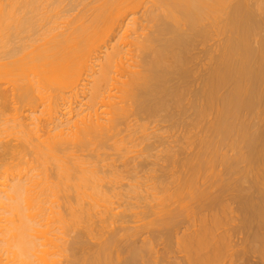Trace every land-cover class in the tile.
<instances>
[{
  "label": "bare ground",
  "instance_id": "1",
  "mask_svg": "<svg viewBox=\"0 0 264 264\" xmlns=\"http://www.w3.org/2000/svg\"><path fill=\"white\" fill-rule=\"evenodd\" d=\"M144 3L0 0V179L40 171L60 264H158L127 224L168 250L185 215L188 264H264V0ZM159 121L198 151L158 161Z\"/></svg>",
  "mask_w": 264,
  "mask_h": 264
},
{
  "label": "clouds",
  "instance_id": "2",
  "mask_svg": "<svg viewBox=\"0 0 264 264\" xmlns=\"http://www.w3.org/2000/svg\"><path fill=\"white\" fill-rule=\"evenodd\" d=\"M38 169L0 179V264H60L62 234L38 195Z\"/></svg>",
  "mask_w": 264,
  "mask_h": 264
},
{
  "label": "rangeland",
  "instance_id": "3",
  "mask_svg": "<svg viewBox=\"0 0 264 264\" xmlns=\"http://www.w3.org/2000/svg\"><path fill=\"white\" fill-rule=\"evenodd\" d=\"M146 1H147L148 3L150 2V0H145V3H146ZM145 3H144V4H145ZM139 9H140V10L137 9L138 12L136 11V16L141 20V19L144 18L145 7H144V6H141V8H139ZM212 40H213V41H212ZM217 40H218V39L214 37V38L210 39V41H208V43L205 42V44H202V45L198 48L197 52H198V56H199V58H200V59H199V60H200V64L202 63V65H203V64H205V63L207 62L205 52H206V50H207L208 48H210V47H212V46L214 47V45H215V43H216ZM209 42H211L212 44L209 43ZM206 43H207V44H206ZM205 45H206V46H205ZM202 47H203V49H202ZM207 47H208V48H207ZM204 48H205L206 50H205ZM200 49H201V50H200ZM207 51H208V50H207ZM202 58H203V59H202ZM205 60H206V62H203V61H205ZM149 121H150V123L152 122L151 120H149ZM155 121H156V120H155ZM157 121H158V120H157ZM159 122H160V121H159ZM159 122H154L155 124L153 123L152 128L155 127L157 124H158L159 126L157 125V126L155 127V129H157V128L159 129V127L161 128V130L159 129V130H160V132H159L160 140L157 139V138H159V137H156V139L158 140V141H157L158 143H159V141H161L159 144L161 145L160 147H162V148H160V147L158 146V143H156V145H157L158 147L156 146L157 148H155L154 151L156 152V157H158L157 159H159L158 161H160L161 163L165 164V166H166V164H167L168 161L166 160V155H165V153L161 155V153H163L162 151H167L169 147H170V148L173 147V146H174V147H176V146L178 147V146H179L178 143L180 142V140L178 141V139H182L181 137H182L183 135H181V134L185 133L184 131L186 130V128H185L184 126H182V127H184V128L181 129V125H180V126H179L180 128L177 126L178 131H177V130H171L169 126H168L169 129H168V127L165 128L169 122H168V123L165 122V125H166V126H160V125H162L161 122H163V121L160 122L161 124H160ZM169 124H170V123H169ZM151 125H152V124H151ZM151 125H150V126H151ZM163 125H164V124H163ZM170 125H171V124H170ZM171 126H172V125H171ZM175 126H176V125H175ZM162 127H163V128H162ZM172 128L174 129V126H173ZM166 129H168V131H165ZM175 129H176V128H175ZM180 129H181L182 131H183L184 129H185V130L182 132ZM159 130H158V131H159ZM169 131H170V132H169ZM173 131H174V132H173ZM179 131H180V133H179ZM198 131H199V130L197 129L196 132H195V129H194V132H195V133H197ZM162 132H165V133L169 132V133H167V134L163 133L162 135H160V133H162ZM177 132H178V133H177ZM194 132H193V133H194ZM199 133H200V132H198V134H197L198 136H199ZM185 134H186V133H185ZM185 134H184V136H183V139H187V138H184V137H185ZM200 134H202V133H200ZM163 135H164V136H163ZM167 135H170L171 137H170V136L167 137ZM175 135H176V136H175ZM193 135H194V134H192V137H191L190 135H187V136L193 138V137H194ZM161 136H163V139H164L163 141H162V137H161ZM172 136H173V137H172ZM177 136H178V137L181 136V137L178 138ZM187 136H186V137H187ZM198 136H196V137H198ZM165 137H166V140H165ZM189 137H188V138H189ZM196 137H194V138H196ZM168 138H169V139H168ZM171 138H172V139H171ZM183 139H182V140H183ZM150 140H151V139H150ZM167 140H168V141L171 140L173 143H172L171 141H169V143H171V145H168V144H167V143H168ZM174 140H176L178 143H177L176 141L174 142ZM189 140H190V139H189ZM189 140L187 139L186 142H185V141H182V142H183V143L185 142V144L187 143V145H188ZM152 141H154V142H152ZM152 141H151V142L154 143V145H155V138H154V137L152 138ZM165 141H167V143H166ZM151 142H150V143H151ZM147 143H149V141H148ZM162 143H163V144H162ZM164 143H165V144H164ZM176 143H177V144H176ZM180 144H181V143H180ZM154 145H153V146H154ZM181 145H182V144H181ZM145 146H146V144H145ZM182 146H183V145H182ZM143 147H144V146H143ZM163 147H164V148H163ZM177 147H176V148H177ZM158 148H159V149H158ZM187 148H188V149H186L183 153L188 152V154H189V153H190V154H191V153H192V154H193V153L195 154V153L198 151L196 148H194V146L189 147V145H188ZM163 149H164V150H163ZM171 149H172V148H171ZM173 149H174V148H173ZM228 149H229V148H228ZM228 149H227V150L224 149V150H225L224 152H226V154H227L229 151H230V152H229V155H230L231 153H234V152H233L234 150L232 151V149H229V150H228ZM178 150H179V149H178ZM195 150H197V151L195 152ZM154 151H153L152 154H155ZM175 151H177V150H175ZM231 151H232V152H231ZM179 153H180V152H179ZM183 153H182V154H183ZM166 154H167V152H166ZM186 154H187V153H186ZM179 155H180V154H179ZM184 155H185V154H184ZM227 155H228V154H227ZM181 156H183V155H181ZM153 157H154V156H153ZM162 157H163V158H162ZM164 157H165V159H164ZM144 158H146V157H144ZM160 158H161V159H160ZM137 159H138V160H137ZM137 159H135V161L132 160V161H133V164H136V165H137L138 163H140V164L138 165V167H140L139 170H141V171L144 170L145 168H142V169H141V167H143L142 165H144V163L141 165V163H142L141 159H143V158L140 157V159H139V157H137ZM151 159H152V160H151V162H152V161H153V158H151ZM154 159H155V158H154ZM163 159H164L165 161H164ZM145 160H146V161H145ZM145 160H143V162H146V169L144 170V172H146V173H143V171H142L139 175L145 174L144 176H146L147 173L149 172V171H147L148 168L152 167V165L150 166V164H152V163H150V161L148 160V158L145 159ZM140 161H141V162H140ZM147 161H149L150 164H149ZM154 161L158 163L157 160H154ZM160 162H159V163H160ZM147 163H148V164H147ZM161 163H160V164H161ZM131 164H132V163H131ZM136 165H135V166L132 165V166L137 167ZM148 165H149V167H148ZM155 165H156V164H155ZM132 166H131V169L133 168ZM144 166H145V165H144ZM163 166H164V165H163ZM168 166H169V164H168ZM219 166H220V168H219ZM221 166H222L221 164H218V165H217V167H218L217 170H215L217 167L214 166V170L216 171V173L218 172L217 174H219L220 171L222 172V170L224 169L223 166H222V167H221ZM122 167H123V166H122ZM138 167H137V169H138ZM147 167H148V168H147ZM153 168H154V166H153ZM153 168H152V169H153ZM155 168H158V167L155 166ZM169 168H170V167H169ZM122 169H123V168H122ZM135 169H136V168H135ZM135 169H133V170H134V174H135ZM158 169H159V168H158ZM208 169H209V170H208ZM208 169L206 168V170H208V171L206 172V170H204V174H203V175L205 176V173H206V176H208V177H205V178L203 177V178H202L203 180L201 181V183H206L207 180H210V179H209L210 177H211V181H213L212 179H214V176L217 175L216 173H214L215 171L212 170L210 167H209ZM139 170H137V171H139ZM150 170H151V168H150ZM160 170H161V169H160ZM162 170L167 171V168H166V170H165V169H162ZM211 170H212V171H211ZM131 171H132V170H131ZM137 171H136V172H137ZM156 171H157V169H156ZM158 171H159V170H158ZM209 171L212 172V173H210ZM159 172H160V171H159ZM159 172H157V173H159ZM162 172H163V171H162ZM208 172H209V174H207ZM157 173L155 174V176L157 175ZM213 173H214V174H213ZM130 174H133V173L130 172ZM211 174L214 175V176H212ZM128 175H129V174H128ZM162 175H163V174H162ZM209 175H210V176H209ZM142 176H143V175H142ZM159 176H160V175H159ZM165 176H166V175H165ZM157 177H158V175H157ZM212 177H213V178H212ZM206 178H207V180H206ZM165 179H166V177H165ZM204 180H205L206 182H205ZM203 181H204V182H203ZM199 183H200V182H199ZM201 183H200L199 185H201V187H204V186H202ZM207 183H209V184H207ZM207 183H206L207 185H210V186L212 185V188L214 187V186H213L214 184H212V182H211V184H210V182H207ZM206 184H205V186L207 187ZM203 185H204V184H203ZM206 187H204V188H206ZM123 188H125V186H123ZM207 188H208V187H207ZM209 188H210V187H209ZM216 188H217V187H216ZM211 190H212V189H211ZM215 190H216V189H215ZM212 192H213V190H212ZM208 212H210V213H208L209 215L206 214L207 217H208V216H211V215H210L211 213H215L216 210H215V212H213V210L208 211ZM236 215H237V213H236ZM132 216H133V214H132ZM185 216H186V217H185ZM185 216H184V217L181 216V217H182V218L180 217L181 219L179 218V220H178L179 222H178V224H177V225H179V228L177 229L178 231L175 232V233H177V234H176V235H177V241L174 240L175 238L173 237L174 239H173L172 241H175V243L172 242V244L170 245V248H171V246H172V249H169V248H168V250H167V248H166V247H168V246H166V245H168V244L166 243V245H164L165 242H163V241H165V240H164L163 238H161L160 235L158 236L157 234H155V236H154V234H153L152 232H150V231H152V230H151L149 227L147 228V230L150 229V231L147 232L146 227H144L145 225L143 226V224H142L143 222H141V221H140V222H139V221H138V222L134 221L135 223L133 222V220H134L133 217H135V215L132 217L133 219H131L132 222H131L130 224H127V223H129V222H127L128 219L126 220L127 223H126V222H125V223H126L127 225H130V227H132V225H133V227L136 226V229L138 228V230H139V228H140V232H139V235H140V236H136L137 239H136V237L133 238V239H136L135 241H136L138 244H142L145 240H149V241L151 240V243H152V244L154 243V244H153V245H154V246H153V247H154V250H153V251H154V253H155L154 256H156V257L158 258V260H159V263H158V264H165V263H166V264H169V263L172 264V263L174 262L173 260H175V262H174L173 264L178 263L179 261H180V262H179L180 264H185V263L188 264V263L186 262L187 259H184V256L186 257V255H185L184 252H183L184 250H183L182 248L180 249V246H179L180 244H179L178 238H180L182 235H184L185 233H187V232L190 231V229H189V231H188L187 229L193 227L192 225H190V224H192L193 221H195V223H196V224L193 223L194 226H195V225H198V226H199L200 220H196V219H197V218L200 219V216H198V217H196V215H195V217H192V216H191V217H192L193 219H195V220L192 221V219H191V221L188 220V222L186 221L187 218H188V216H187V215H185ZM206 216H205V217H206ZM191 217H190V218H191ZM184 218H186V220H184ZM129 219H130V218H129ZM180 220H181V223H180ZM185 221H186L187 223H185ZM198 221H199V223H197ZM144 222H145V221H144ZM136 223H137V225H136ZM179 223H180V224H179ZM182 223H183V224H182ZM184 223H185V224H184ZM189 223H190V224H189ZM138 224H139V225H138ZM140 225H141V227L143 226L144 229H143V227L141 228ZM184 225H185V226H184ZM189 225H190L191 227H190ZM124 226H125V225H124ZM187 226H188V227H187ZM130 227L127 226V228H128V232L130 231ZM180 228H181V229H180ZM184 228H185V229H184ZM131 229H133V228H131ZM134 229H135V228H134ZM134 229H133L132 231H135V230H136V229H135V230H134ZM141 229H142V230H141ZM132 231H131V232H132ZM145 231H146V232H145ZM131 232H130V233H131ZM184 232H185V233H184ZM150 233H151V236L148 235V234H150ZM156 236H158L159 238H161V240H160L159 238H158V239H159V240H158ZM149 237H150L151 239H150ZM152 237H154V239H153ZM155 238H156V239H155ZM233 238H234V239L236 238L235 240H237L238 237L235 236V237H233ZM131 239H132V238H131ZM124 240H125V239H124ZM128 240H129V239H128ZM157 240H158V241H157ZM129 241H130V240H129ZM129 241H128V242H129ZM141 241H142V242H141ZM159 241H161V243H160ZM125 242H126V240H125ZM162 243H163V244H162ZM173 243H174L175 245H173ZM176 244H178V245H176ZM163 245H164V246H163ZM173 246H175V248H174ZM164 247H165V248H164ZM173 249H174V250H173ZM179 249H180V251H179ZM182 250H183V251H182ZM180 252H181V253L183 252V254H181ZM168 253H169V254H168ZM125 255H126V253L124 252V255H123V256H125ZM158 255H159V256H158ZM156 257H155V258H156ZM160 257H161V258H160ZM163 257L166 258V259H164L165 262L162 263V259H163ZM182 257H183V258H182ZM170 258H171V259H170ZM186 258H187V257H186ZM181 259H182V260H181ZM225 259H226V258H225ZM225 259H224V258L221 259L223 262L220 260L221 262H217V263L214 262V263H215V264H218V263H220V264H223V263H224V264H225V262L227 261V260H225ZM160 260H161V261H160ZM176 260H177V262H176ZM184 260H185V261H184ZM157 262H158V261H157ZM181 262H183V263H181ZM214 263H213V264H214ZM145 264H146V263H145Z\"/></svg>",
  "mask_w": 264,
  "mask_h": 264
}]
</instances>
